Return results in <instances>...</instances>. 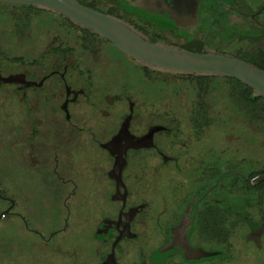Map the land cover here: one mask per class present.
I'll return each instance as SVG.
<instances>
[{
  "label": "flooded vegetation",
  "instance_id": "af4514ba",
  "mask_svg": "<svg viewBox=\"0 0 264 264\" xmlns=\"http://www.w3.org/2000/svg\"><path fill=\"white\" fill-rule=\"evenodd\" d=\"M76 1L151 42L208 49L264 69V8L248 0ZM53 16L58 31L48 33L41 51L65 44L71 54L33 64L28 48L22 68L0 65V93L16 108L0 100V163L7 162L9 189L0 187V264H222L230 260L232 238L260 250L264 211L255 207L249 171L223 161L221 147L195 149L213 123L241 113L231 105L197 106L184 119L176 116L169 101L148 99L142 86L153 87L155 75H175L132 61L137 75L127 74L121 63L103 62L111 44L88 32H63L62 18ZM44 66L48 72L38 75ZM137 78V90L128 89L127 81ZM25 155L34 159L33 174L9 179ZM81 159L92 186L78 209L72 190L62 195L68 179L60 173L69 174ZM17 178L39 182L42 190L20 191ZM30 209L32 224L24 215ZM200 253L224 257L200 259Z\"/></svg>",
  "mask_w": 264,
  "mask_h": 264
},
{
  "label": "rangeland",
  "instance_id": "374dc122",
  "mask_svg": "<svg viewBox=\"0 0 264 264\" xmlns=\"http://www.w3.org/2000/svg\"><path fill=\"white\" fill-rule=\"evenodd\" d=\"M248 2L254 6L264 4V0H248ZM23 10L24 9L20 8V6L0 3V37H22L27 32H30L31 38H34V41L36 40L39 49H41L42 46L44 48L47 45L48 38L54 34L50 32L58 31L54 25L58 22L59 18L35 10L25 11L27 13L31 12L29 15L26 14V16H24L21 14ZM48 33H50L49 37ZM3 51L5 53V59L22 57L26 60L28 58L27 49H15L12 46H8ZM102 54L104 57L103 62H109L111 64L121 63L126 68L127 74L132 73L137 75L136 70L132 67L133 63L131 60L120 55V53L116 52L111 46L106 45L105 52H102ZM30 57H32V55H30ZM17 67L22 68L21 66L15 65L12 69ZM9 70H11V68H9ZM47 72V66L41 67L36 71L38 75ZM155 77L156 84L153 87L144 86L142 84L144 88L143 93H146L148 99L152 96H157L159 103L169 101V104L174 107L171 110L174 111L175 115L178 117L180 115L184 119L186 112L196 109L197 106L209 111H217L220 109V106L222 110H229L227 107L228 102H225L229 95L228 86L225 83L226 81L222 78L164 75H155ZM141 83L142 82L139 81L138 78L137 80L130 79L127 81V88L137 90V86ZM0 100L4 102L6 106L16 110L15 104L12 103V100H10L4 92L0 93ZM165 109L166 107L163 109L160 108V111ZM213 117L216 116L213 115ZM224 117L223 123H213L212 126L214 129L209 131L208 134V131L206 132L205 136H207V139L204 137L202 139L203 144L199 147H195V149L201 150L208 145H211L212 148L221 147L223 161H232L239 166L241 165L240 168H237V171L242 173L251 171L250 173H252L254 171L264 170V122L244 121L241 120L239 116L236 117L233 114H228ZM2 120L3 117H1L0 114V122ZM1 128L2 126H0V129ZM215 143H219L218 146H216ZM3 150L4 154H6L8 150L7 146H4ZM33 160V157L25 155L23 163H20L21 167L17 166L12 172L9 171V174H11L9 179L16 176H22V178L31 176L33 174V169L30 166ZM68 163L72 165L73 162L71 160ZM84 165L85 160L81 159L78 163H74V167L69 168V174L60 173L61 176L68 179V182L63 187L62 195L72 190L73 195L71 197H73V202L77 205L78 209L86 206L85 203L89 200L88 196L92 186L90 181L87 182L82 176V173L84 174ZM7 168L6 161L0 163V187L4 191L9 190L7 183L4 182L5 177L3 176V174L8 172ZM93 170L96 174L97 169L93 168ZM16 187H18L20 191L42 190L41 183L34 181L27 182L21 179H19ZM29 201V207H32L33 199H29ZM37 204L39 203L37 202ZM33 212L34 211L30 209L24 213L25 219L31 224L34 223L33 217L35 215ZM229 232L230 230H228V233ZM229 243L228 248H230V250L228 249V251H226L230 260L224 259V262L221 260L223 262L222 264H264V228L263 236L261 237L262 247L260 250H255L249 245H243L242 242H237V244L233 243V238L230 239Z\"/></svg>",
  "mask_w": 264,
  "mask_h": 264
},
{
  "label": "water",
  "instance_id": "95a60500",
  "mask_svg": "<svg viewBox=\"0 0 264 264\" xmlns=\"http://www.w3.org/2000/svg\"><path fill=\"white\" fill-rule=\"evenodd\" d=\"M0 3L32 7L56 15L71 25L103 39L125 58L150 71L175 76L230 78L251 90L250 100H264V72L233 56L208 49L190 52L176 46L151 42L129 24L83 6L76 0H0ZM263 8L264 4L261 5V9ZM162 9L172 15L167 4H164ZM160 16L162 17L161 14ZM1 81L8 83L10 80L4 78ZM262 181L264 173L252 177L248 182L256 185ZM199 257L209 260L224 256L200 253Z\"/></svg>",
  "mask_w": 264,
  "mask_h": 264
},
{
  "label": "trees",
  "instance_id": "16d2710c",
  "mask_svg": "<svg viewBox=\"0 0 264 264\" xmlns=\"http://www.w3.org/2000/svg\"><path fill=\"white\" fill-rule=\"evenodd\" d=\"M20 8H23V12H21L22 15L26 16L29 15V13L31 12H25L28 10H35V11H39V12H45V11H41V10H37L35 8L32 7H26V6H20ZM47 13V12H45ZM50 14V13H48ZM51 15V14H50ZM28 17V16H27ZM63 22V26L61 27L60 30H62L63 32L65 31H69V30H78V31H82L87 33L84 30H81L73 25H71L68 21L61 19ZM30 22V21H29ZM21 29V28H20ZM27 34V35H26ZM25 35H23L22 37H6V36H1L0 37V65L1 67L7 68L10 65H18V66H23L25 63L24 58L22 57H16V58H9V59H5L4 58V49H6L8 46H12L15 49H28L30 48L31 50V55H32V62L33 64H35L36 62H41L43 59H46L47 62L49 61L48 59H57V58H64L65 56H67L69 53L71 54V50L70 48L67 49V47L64 45H59L57 47H52L51 45H48L47 47V51H41V49H39V45L36 42V40L34 41V38H30L31 34L28 35V33H26ZM34 34V32H33ZM68 41L71 39L68 38ZM34 41V43H33ZM112 48H114L112 45H110ZM17 47V48H16ZM115 50V49H114ZM185 50L193 52L191 49H187L185 48ZM194 52H198V51H194ZM121 55V54H120ZM133 62V61H132ZM254 66H256L258 69L262 70L260 68L259 65H257L254 62H248ZM264 72V69L262 70ZM190 77V76H189ZM197 78H201V77H197ZM224 81H226L225 83L227 84V88H228V92L229 95L227 97V101H228V105H231V108L236 110L237 112L241 113V115H239V117L241 118V120L244 121H253V122H264V100L261 98H257L254 100H250L249 99V94L251 92V90L240 84L238 81L230 79V78H222ZM231 103V104H230ZM233 106V107H232ZM251 171H249V174H247L248 178H252L253 176L256 175H260L263 174L264 170H260V171H254L252 173H250ZM240 180V179H239ZM241 182V180L239 181ZM241 184V183H239ZM231 185V184H229ZM246 185V188H249L250 186ZM252 189H254L255 192V204H256V208H259V206H262V211H264V181H262L259 184L254 185L253 187H251ZM239 190H241V187L239 188ZM224 216V221L227 220L225 219V217H227L228 215H223ZM225 233V231H224ZM225 235V234H224Z\"/></svg>",
  "mask_w": 264,
  "mask_h": 264
}]
</instances>
